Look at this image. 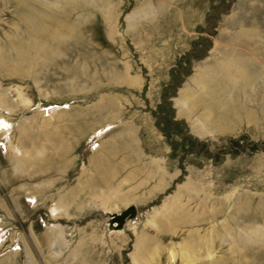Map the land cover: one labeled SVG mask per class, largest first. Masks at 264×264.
Here are the masks:
<instances>
[{"label":"rangeland","instance_id":"1","mask_svg":"<svg viewBox=\"0 0 264 264\" xmlns=\"http://www.w3.org/2000/svg\"><path fill=\"white\" fill-rule=\"evenodd\" d=\"M219 64L264 99V0H0V264H264V121L176 105Z\"/></svg>","mask_w":264,"mask_h":264},{"label":"bare ground","instance_id":"2","mask_svg":"<svg viewBox=\"0 0 264 264\" xmlns=\"http://www.w3.org/2000/svg\"><path fill=\"white\" fill-rule=\"evenodd\" d=\"M223 65H216L219 67L208 72L206 77L211 84L208 92L204 93L200 89L196 93L192 92V95L190 94L187 97L188 89L186 85L180 90L182 96L187 94L186 98L180 99V101L176 100L178 107L183 108L185 106L186 108L189 105L191 107L190 111L196 112L198 116L197 118H192V121L195 130L199 134H233L238 131V128L241 129L242 124L261 123L264 121V99L253 97V95H249L251 98H248L249 91L258 81V74L254 72L238 73L231 69L232 67L227 68ZM227 66H229V63ZM250 102L257 103V106H260V108L254 109L251 107ZM203 213L212 217V214L208 211H204ZM52 214L57 216V210L53 209ZM196 216V214H192L191 212L186 213V217H189L191 222H193V218ZM202 216L204 217V215ZM203 248L206 250L207 257H210L212 252L211 241L209 239H203ZM184 249L185 252L182 256L188 264H194L201 259L198 253V246L195 248L194 245H190Z\"/></svg>","mask_w":264,"mask_h":264},{"label":"water","instance_id":"3","mask_svg":"<svg viewBox=\"0 0 264 264\" xmlns=\"http://www.w3.org/2000/svg\"><path fill=\"white\" fill-rule=\"evenodd\" d=\"M201 135H203V134H199V136H201ZM137 211H138V209H137L136 205H130L129 207H127V209L122 211V213L116 214L114 219L119 221L120 224H123L124 221L126 220V218L134 217L136 215Z\"/></svg>","mask_w":264,"mask_h":264}]
</instances>
